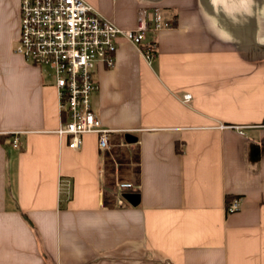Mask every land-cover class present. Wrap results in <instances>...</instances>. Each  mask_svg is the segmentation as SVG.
I'll return each mask as SVG.
<instances>
[{"label": "crops", "instance_id": "0c3cea01", "mask_svg": "<svg viewBox=\"0 0 264 264\" xmlns=\"http://www.w3.org/2000/svg\"><path fill=\"white\" fill-rule=\"evenodd\" d=\"M84 1L118 29L139 9L172 27L149 63L119 36L93 74L108 147L74 150L51 76L14 52L20 0H0V264H264V0Z\"/></svg>", "mask_w": 264, "mask_h": 264}, {"label": "built area", "instance_id": "2783aa9c", "mask_svg": "<svg viewBox=\"0 0 264 264\" xmlns=\"http://www.w3.org/2000/svg\"><path fill=\"white\" fill-rule=\"evenodd\" d=\"M20 34L14 52L32 66L48 68L56 88L60 125L55 133L68 136L70 149H79L81 136L96 134L98 148L108 147L111 131L104 129L91 98L96 89L93 74L97 64L114 67L119 36L139 51L146 62L157 54L156 34L172 27L158 9H139L134 30L118 29L84 0H20ZM183 96V102L190 100ZM223 125L220 126L222 129ZM12 133V147L19 148L18 135ZM130 182H119L115 193L135 194ZM239 199L227 205V213L239 209Z\"/></svg>", "mask_w": 264, "mask_h": 264}, {"label": "water", "instance_id": "95a60500", "mask_svg": "<svg viewBox=\"0 0 264 264\" xmlns=\"http://www.w3.org/2000/svg\"><path fill=\"white\" fill-rule=\"evenodd\" d=\"M125 139L128 141V142H135V138H132L131 136L129 135H125ZM124 198L133 206H135L137 203H138V195L137 194H131V193H127L124 195Z\"/></svg>", "mask_w": 264, "mask_h": 264}, {"label": "rangeland", "instance_id": "374dc122", "mask_svg": "<svg viewBox=\"0 0 264 264\" xmlns=\"http://www.w3.org/2000/svg\"><path fill=\"white\" fill-rule=\"evenodd\" d=\"M16 48V46L14 47V49ZM42 70H43V72H44V75H45V78H48L49 79V76H50V74H51V71H50V69H48V68H42Z\"/></svg>", "mask_w": 264, "mask_h": 264}]
</instances>
